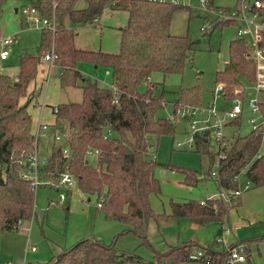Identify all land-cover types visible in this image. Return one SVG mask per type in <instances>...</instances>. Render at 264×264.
Here are the masks:
<instances>
[{
	"label": "trees",
	"instance_id": "obj_1",
	"mask_svg": "<svg viewBox=\"0 0 264 264\" xmlns=\"http://www.w3.org/2000/svg\"><path fill=\"white\" fill-rule=\"evenodd\" d=\"M4 1L0 0V12ZM79 1L84 6L76 9ZM213 1L204 0L207 10L216 9ZM31 7L41 18L52 20L55 30L40 31L35 56H20L15 83L7 76H0V229L16 230L17 222L29 219L33 212L35 195L28 182L19 177V162L25 160L37 143L30 130L27 106L39 91H26L36 78L41 54L51 48L60 88L78 87L81 100L51 108L54 116L51 127L64 136L69 156L63 157L60 148L50 151L40 176L48 185L39 187L56 195L64 191L66 202L71 188L63 190L57 181L60 173L67 172L74 180L73 187L87 197H94L105 220L125 225L124 233L146 243L147 224L156 223L161 217L153 214L149 205L150 195L158 193L159 185L153 175L155 144L152 146L148 139L173 133V124L167 118L156 117L164 104L160 96L154 95V84L148 79L154 73L180 75L185 63L190 62L194 42L169 33L173 13L184 7L159 0H36ZM105 9L127 14L125 26L120 29L118 52L104 54L76 49L72 31L64 23L95 26ZM220 10L227 12L229 8ZM259 14L264 16L263 6ZM220 23L232 26L224 19ZM259 46L264 47V33ZM244 50L243 40L229 41L227 60L214 74L215 84L222 86L224 102L236 96L242 99L243 85L254 81V65L242 59ZM80 61L109 69L110 87H100L83 77L75 69ZM142 84L145 87L141 92ZM236 90H241L238 95ZM198 100L195 88L180 90L172 112L177 106H199ZM258 109H262L260 104ZM237 119L224 127L236 125ZM261 136L260 130H251L245 137L222 140L223 144L218 143L212 150L208 134L196 135L193 150L205 159L207 171L200 174L179 171L183 184L193 187L199 181L210 180L217 193L227 196V202L219 197L197 203L170 201V214L166 218L187 219L201 227L213 222L222 224L228 212L239 205V196L232 194L237 190L239 177L252 187L264 189V158L257 157ZM216 245L220 249L214 248ZM231 249L223 248L219 240L207 246L188 241L181 246L167 245L163 252L150 249L152 260L144 261L134 254L118 251L114 243L105 245L99 240L81 239L44 264H227ZM240 251L245 257L243 264H248V247Z\"/></svg>",
	"mask_w": 264,
	"mask_h": 264
},
{
	"label": "rangeland",
	"instance_id": "obj_2",
	"mask_svg": "<svg viewBox=\"0 0 264 264\" xmlns=\"http://www.w3.org/2000/svg\"><path fill=\"white\" fill-rule=\"evenodd\" d=\"M35 1L6 0L1 7L0 51L3 49L8 55L5 61H0V76H7L12 83L16 82L20 56H35L39 47L41 30L34 28L20 14L21 8L31 6ZM236 2L237 0H214L213 7L216 9L207 10L205 3L201 5L199 0H188L181 4L184 8L175 11L171 17L169 33L187 37L189 41L194 42V46L189 53L190 62L185 63L182 74L154 73L148 79L149 83L154 84V95L160 96L164 104L156 117L167 118L173 124V133L161 135L158 139H148L152 146L155 144L152 148L156 163L153 175L159 185L158 193L150 195L149 205L153 214L161 217L156 223L147 224L146 243L132 234L124 233L125 225L105 220L97 209L94 197L85 196L76 187L70 189L66 202L61 205L53 203L57 200L55 193L39 187L35 193L31 217L21 220L16 230L0 229V264H44L52 256L58 255L81 239H95L105 245L114 243L118 251L134 254L144 261L152 260L150 249L163 252L167 245L181 246L185 242L194 241L199 246H207L219 240L223 248L233 247L243 257L244 254L240 250L247 246L248 264H264V189L250 185L248 190L243 191L245 180L242 177L238 179L241 191L239 205L228 212L222 224L213 222L201 227L187 219L173 221L166 218L170 214V201L197 203L211 197H219L227 202V196L217 193L210 180L199 181L193 187L183 184V175L179 171L200 174L207 171V166L205 159L188 147L185 121L170 118L172 105L178 100L179 91L186 89L197 90L198 102L202 107L214 103L220 118L221 111L228 109L229 105L222 99L215 97V100H212V92L216 86L214 74L223 68L227 60L228 43L234 39L235 33L234 27L220 23L223 21L220 9L233 8ZM261 2L264 7V0ZM83 6V2L79 1L75 8L80 9ZM126 19L127 14L124 11L105 9L99 15L96 26L66 23V28L72 31L76 49L116 54L119 49L120 29L125 26ZM201 27L203 31H200ZM10 37L13 39L12 43L2 45L1 41ZM40 62L36 78L28 85L26 92L29 93L38 87L39 82L40 91L28 104L27 113L30 116V130L37 137V153L47 157L52 149L64 147L65 141L61 138L54 142L49 137L51 129L36 135L39 112L41 122L49 124L54 120L51 108L62 103H79L81 92L78 87L60 88L57 67L52 64L53 68L47 75L48 64L41 61V58ZM75 69L100 87H108L111 84V73L107 68L80 61L76 63ZM144 87L142 84L139 91L142 92ZM249 91L250 97L256 98L262 109L252 114L246 107L250 97L245 95L243 111L236 121L237 124L223 129L226 141L234 136L242 138L250 134V119H254L256 124L263 121L260 130L264 133V92L256 93L253 89ZM23 101L24 99L21 100ZM175 143L180 146L176 147ZM258 154L264 158V140L260 144ZM30 248L34 251H30ZM214 248L220 249V246L216 245Z\"/></svg>",
	"mask_w": 264,
	"mask_h": 264
},
{
	"label": "built area",
	"instance_id": "obj_3",
	"mask_svg": "<svg viewBox=\"0 0 264 264\" xmlns=\"http://www.w3.org/2000/svg\"><path fill=\"white\" fill-rule=\"evenodd\" d=\"M148 2L156 0H146ZM167 1L172 4H185L188 0H159ZM200 4H204V0H199ZM262 9V4L258 0H253L248 2L246 0H239L235 8L229 9L227 12L222 11L220 14L224 20L229 21L232 24V27L235 29L234 38L243 40L245 43V50L242 52L243 60H250L254 65V81L250 84L243 85V97L242 99L237 96L234 97L231 101L227 103L228 109L221 111V118L215 111L214 103L208 105L207 107L199 106H177L172 112V116L178 120H183L186 123V133L188 134V147L193 149L194 137L201 133L209 135L210 145L212 150L218 146V143H222V140L226 138L223 134L224 125L231 121L236 120L240 117L243 111V100L245 95L250 97L249 89H253L256 93L264 92V47L259 46L261 41L262 34L264 33V16L259 14V11ZM21 16L24 20H27L31 23L34 28L40 30H46L50 33H53L55 30V25L52 20H46L41 18L37 11L32 7H24L20 10ZM200 31H203L201 27ZM12 42V38H7L1 41L2 45H8ZM7 52L3 49L0 51V61L6 59ZM42 61H45L49 67H52L54 61L53 50L50 48L46 53L41 57ZM221 84H216L212 92V100H215V97H221ZM241 90H236L235 94L238 95ZM246 91V92H245ZM246 107L250 110L252 114L258 113V101L254 97H250L246 102ZM263 122V121H262ZM256 124L254 119L249 120L251 124V130H260V126L263 123ZM45 125H38L37 134L39 131H45ZM261 131V130H260ZM261 141L264 140V133L261 131ZM53 141H59V139L64 140V136L60 132H56L52 136ZM65 141V140H64ZM66 143V142H65ZM176 147H179V143H175ZM61 154L63 157L67 158L69 156V148L64 144V147L60 148ZM260 156L257 154V157ZM47 159L44 156H41L37 153V146L34 144L33 149L29 155L19 162L21 170L19 171V177L27 181L31 191L35 195L36 190L40 185H48V182L40 180L41 169L46 165ZM213 176V173L211 174ZM57 185L62 187L63 190L70 189L74 186L73 178L67 173L62 172L58 175ZM249 183L245 181L243 191L248 190ZM234 197H238L241 194L239 187L233 193ZM65 201L64 191L57 193L56 204L61 205ZM99 205H97L98 207ZM20 221L17 222V225ZM30 251H34L33 248H30ZM245 258L239 251L231 249L228 253L227 264H243Z\"/></svg>",
	"mask_w": 264,
	"mask_h": 264
},
{
	"label": "crops",
	"instance_id": "obj_4",
	"mask_svg": "<svg viewBox=\"0 0 264 264\" xmlns=\"http://www.w3.org/2000/svg\"><path fill=\"white\" fill-rule=\"evenodd\" d=\"M238 1H239V0H237V2H236L237 4H238ZM246 1H248V2H252L253 0H252V1H251V0H246ZM260 2H261V1H260ZM261 4H262V6H263V3H262V2H261ZM236 6H237V5H236ZM236 6H234L233 8H235ZM28 7H31V6H28ZM233 8H229V9H233ZM263 8H264V7H263ZM14 12H15V9H14ZM66 23H67V22L64 23V27H65V28H66ZM95 26H96V25H95ZM66 29H67V28H66ZM11 38H12V37H11ZM12 41H13V39H12ZM11 43H12V42H11ZM7 55H8V54H7ZM6 57H7V56H6ZM5 60H6V59H5ZM5 60H4V61H5ZM41 61H42V59H41ZM43 62H45V61H43ZM45 63H46V62H45ZM48 68H49V67H48ZM48 68H47V75H48V73L50 72V70L53 68V66L50 67L49 70H48ZM42 74H43V73H41V76H42ZM107 74H108V73H107ZM83 77H84V76H83ZM40 87H41V84H40V82H39L38 87L36 86L35 90L40 91ZM108 87H110V86H108ZM173 105H174V104H173ZM173 105H172V107H173ZM43 106H44V105H43ZM41 108H42V105H41L40 109H41ZM41 110H42V109H41ZM41 110H40V111H41ZM40 116H41V115H40V112H39L38 121H37V125H36V131H37V129H38V125H45V126H46V130L43 131V132L49 131V130L51 129L52 131L49 133V137L53 140L52 136H53V134H55L56 132H55V130H54L51 126L53 125L54 120H53L51 123H49V124H48L47 122H46V123H42L41 120H40ZM32 131H33V130H32ZM36 131H35V132H36ZM33 132H34V131H33ZM39 132H42V131H39ZM43 132H42V133H43ZM31 133H32V132H31ZM33 134H35V133H33ZM258 155H259V154H258ZM239 197H240V196H239Z\"/></svg>",
	"mask_w": 264,
	"mask_h": 264
}]
</instances>
